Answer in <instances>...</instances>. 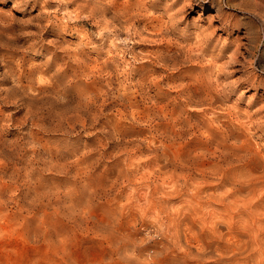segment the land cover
Listing matches in <instances>:
<instances>
[{"label": "clouds", "instance_id": "9594fccd", "mask_svg": "<svg viewBox=\"0 0 264 264\" xmlns=\"http://www.w3.org/2000/svg\"><path fill=\"white\" fill-rule=\"evenodd\" d=\"M73 2L11 0L6 10L0 6V264H264V194H233L249 168L264 177V158L253 161L254 152L241 156L234 148H218L219 175L200 183L219 187L199 192L178 179L182 201L164 206L146 224L149 194L160 198L157 157L181 171L198 160L192 152L182 162L165 155L183 141L182 130L177 127L174 138L153 135L160 115L142 124L133 106L136 96L155 104L149 93L158 86L169 89V102L185 101L182 109L197 91L215 97L213 111L230 109L235 101L229 103V96L241 83L264 82V0H204L206 25L193 17L191 28L177 27L183 18L174 12L163 31L137 27L133 17L139 16L112 9L113 0H80L69 9ZM29 3L33 10L40 4L35 17L14 15L12 9L28 11ZM81 21L91 27L79 23L63 34L69 22ZM30 24L39 31H31ZM156 42L165 48L137 47ZM110 60L112 72H85L88 64ZM193 64L198 67L160 83ZM197 83L203 87H191ZM255 96L248 97L249 104ZM260 96L251 109L256 119L244 116L264 136V89ZM5 107L10 110L2 111ZM138 126L147 127L148 134L128 131ZM141 145L149 151L137 156ZM201 202V213L191 212ZM216 204L222 207L206 215ZM185 217L199 221L195 228L203 243L189 245L190 231L181 242L177 224ZM233 233L241 237L239 243L231 239Z\"/></svg>", "mask_w": 264, "mask_h": 264}, {"label": "rangeland", "instance_id": "374dc122", "mask_svg": "<svg viewBox=\"0 0 264 264\" xmlns=\"http://www.w3.org/2000/svg\"><path fill=\"white\" fill-rule=\"evenodd\" d=\"M11 0H0V6H4L5 10L10 6ZM80 3V0H74L72 4H69L67 7L69 9L75 8L76 4ZM48 7H54L49 3ZM28 11H24L23 7L19 9H12L14 15L23 16L25 18L35 17L40 11V4L36 5L35 10L32 9V4L27 5ZM112 9L122 11L127 15L131 16L132 14H137L139 18L133 17L136 19L137 27L145 26L149 31H152L153 28L164 30L165 26L168 23L169 17L172 13H176L177 16L182 17L183 19L179 21L176 25L177 27H183L188 25L189 28L192 27L193 17H199L196 21L200 24H207L205 19L206 8L204 0H113ZM177 9L181 11L177 12ZM87 10L85 9V12ZM151 12L153 15L148 16L146 13ZM3 13L0 12V16ZM105 15L111 16L112 12L105 8ZM97 19H101L99 14H97ZM102 22V20H101ZM79 23H83L88 27H91L87 21L78 22V24H73L69 22L67 30L63 33L65 35L70 34L73 29H78ZM215 26V24H213ZM15 27V25H13ZM29 29L31 31L38 32L39 29L35 24H30ZM54 25L49 26L44 32L45 39L53 32ZM219 35V32H217ZM24 39H32L31 37H26ZM23 42V41H21ZM166 43L156 42L150 44H140L137 45L138 48L154 52L157 49L165 48ZM243 51V49H241ZM197 65L193 64L185 68H181L180 72L169 74L165 76L163 80L160 81L161 84L165 80H168L170 76L180 75L181 72L189 71L191 68H196ZM114 69V64L110 60L108 63H92L88 64L85 69L86 73H104L112 72ZM138 70V69H137ZM131 71V70H130ZM236 75H240L239 72ZM102 77L96 76L94 79L97 81ZM115 80V76L112 77ZM118 85H114L116 87ZM197 89H201L203 86L199 83L193 85ZM261 89H264V82L257 80L254 84H249L248 82L241 83L234 93H231L229 96V103H232L234 100L235 103L232 104L230 109L224 108L223 110L217 109L215 103V97H210L206 91L201 92L197 91L191 94L186 98L187 107L181 108L180 105L184 104L185 101H171L165 99V94L169 92V89H161L158 86H154L150 95H154L156 98V103L152 105H146L141 97L136 96L133 101V106L137 110V118L142 122H146L149 117H153L154 114L158 113L161 119L154 124L153 135L156 133L170 134V138H174L175 129L179 127L182 131L180 135L183 137V141L179 144L173 145L170 147V150L165 153V155H172L179 162H182L187 153L192 152L197 155L198 163L194 168L181 171L178 168H175L172 164L167 166L163 165V161L159 160L160 163V176L159 185L157 191L160 193L159 201L153 200L151 194H149L146 207L144 208V222L151 223L148 220L149 216L156 217L157 213L161 212V209L164 206L176 205L178 202L182 201L183 192L180 190V185L177 183V180L181 181H190L192 186L196 188L199 192H207L210 187H219V185H201V181H207L211 175H219L217 168L219 165L215 163L217 159V149L224 151L225 148H234L237 152L244 156L246 153H255V156L252 157V160L259 158H264V147L261 146V143L264 142V136L260 135L258 130L260 126L252 124L250 120H247L244 116V113L247 112L251 116V120H255L256 117L251 115V109L255 106L256 101L261 99L260 93ZM243 92V95L237 96L238 93ZM256 93L255 98L252 103H248V97L253 93ZM156 93H159L158 97L155 96ZM208 94V95H207ZM172 96H176L177 93L172 92ZM206 97H210L212 100V106H206L209 102ZM204 105V106H202ZM110 106V105H109ZM188 108V109H187ZM223 108V106H222ZM10 109L5 107L2 111L7 112ZM127 115V113H124ZM145 115V116H144ZM126 122L121 119L120 124L123 126ZM128 131H135L137 133H142L146 136L149 132L147 127L138 126L134 129H128ZM235 138V142H234ZM151 139V137H149ZM242 141V143H240ZM255 141V143H253ZM157 143L159 140L156 141ZM239 144V147L236 145ZM147 149L144 145H141L140 148L135 152V155H140L141 153H147ZM203 158V159H202ZM223 160L219 161V164H223ZM252 161H249V164ZM153 161H148L147 165H153ZM146 165L141 163L139 167L143 168ZM164 167V168H163ZM151 172V167H149ZM231 169H228L224 172L221 180L228 177V174L231 172ZM187 172V173H186ZM179 173V175L177 174ZM201 173V174H200ZM153 179H156V173L151 172ZM203 175V176H202ZM197 178V179H196ZM240 183L237 186L236 192L234 195H242L245 192L251 193L252 195H261L264 194V187H261V184L264 183V177H261L259 173L253 171L251 168L248 169L247 174H243L239 177ZM149 186H152V181L147 182ZM254 187V188H253ZM240 200L238 203H242ZM209 204L212 202L209 201ZM222 207L220 204L214 205L213 209L206 213V215L211 216L214 214L215 209ZM204 209V203L201 202L199 207L191 209V212L195 214H200ZM190 218L185 217V220L179 221L177 227L179 228V235L181 242H184V236L186 231H190L188 236L187 243L189 245L203 243V234L196 230L195 225L199 222L195 218H191L189 223H185ZM218 225L213 226V231H216ZM231 239L236 243H239L241 237L235 233L231 236ZM221 244L225 243L224 241H219ZM22 243V242H21ZM228 246H233L229 244Z\"/></svg>", "mask_w": 264, "mask_h": 264}, {"label": "bare ground", "instance_id": "6f19581e", "mask_svg": "<svg viewBox=\"0 0 264 264\" xmlns=\"http://www.w3.org/2000/svg\"><path fill=\"white\" fill-rule=\"evenodd\" d=\"M208 95V94H207ZM135 99V98H134ZM188 109V108H187ZM145 116V115H144ZM203 159V158H202ZM164 168V167H163ZM187 173V172H186ZM201 174V173H200ZM211 175V174H210ZM203 176V175H202ZM197 179V178H196ZM254 188V187H253Z\"/></svg>", "mask_w": 264, "mask_h": 264}]
</instances>
